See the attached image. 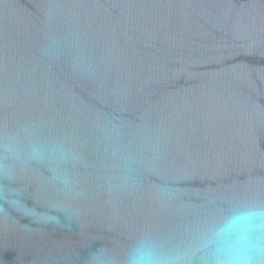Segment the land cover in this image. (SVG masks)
<instances>
[{
  "label": "water",
  "instance_id": "water-1",
  "mask_svg": "<svg viewBox=\"0 0 264 264\" xmlns=\"http://www.w3.org/2000/svg\"><path fill=\"white\" fill-rule=\"evenodd\" d=\"M249 207L264 0H0V264H214Z\"/></svg>",
  "mask_w": 264,
  "mask_h": 264
},
{
  "label": "clouds",
  "instance_id": "clouds-1",
  "mask_svg": "<svg viewBox=\"0 0 264 264\" xmlns=\"http://www.w3.org/2000/svg\"><path fill=\"white\" fill-rule=\"evenodd\" d=\"M264 208L249 207L222 219L214 229V264H259L264 258ZM128 264H162L155 247L138 242L128 254Z\"/></svg>",
  "mask_w": 264,
  "mask_h": 264
}]
</instances>
